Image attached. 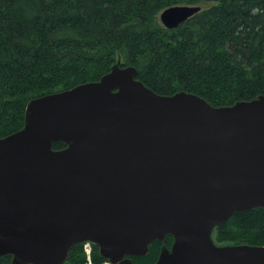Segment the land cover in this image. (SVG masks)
Returning a JSON list of instances; mask_svg holds the SVG:
<instances>
[{
  "label": "water",
  "instance_id": "95a60500",
  "mask_svg": "<svg viewBox=\"0 0 264 264\" xmlns=\"http://www.w3.org/2000/svg\"><path fill=\"white\" fill-rule=\"evenodd\" d=\"M201 4L165 8L176 28ZM117 61L99 80L30 99L22 129L0 137V255L64 264L92 241L112 264H264V245L218 244L216 226L264 207V94L215 106L160 94ZM63 141L64 148L53 143Z\"/></svg>",
  "mask_w": 264,
  "mask_h": 264
},
{
  "label": "trees",
  "instance_id": "16d2710c",
  "mask_svg": "<svg viewBox=\"0 0 264 264\" xmlns=\"http://www.w3.org/2000/svg\"><path fill=\"white\" fill-rule=\"evenodd\" d=\"M176 28L160 13L206 4ZM118 60L160 94L190 91L215 106L264 94V0H0V137L22 129L30 99L99 80ZM64 148L63 141L53 143ZM218 244L264 245V207L237 211L213 233ZM173 235L135 263L155 262ZM94 261L107 260L94 244ZM11 254L0 264H13ZM82 243L64 264H84Z\"/></svg>",
  "mask_w": 264,
  "mask_h": 264
},
{
  "label": "built area",
  "instance_id": "2783aa9c",
  "mask_svg": "<svg viewBox=\"0 0 264 264\" xmlns=\"http://www.w3.org/2000/svg\"><path fill=\"white\" fill-rule=\"evenodd\" d=\"M83 249L87 255V261L85 264H96L93 261L94 246H93L92 242H90V241L84 242ZM103 264H110V263H103Z\"/></svg>",
  "mask_w": 264,
  "mask_h": 264
},
{
  "label": "rangeland",
  "instance_id": "374dc122",
  "mask_svg": "<svg viewBox=\"0 0 264 264\" xmlns=\"http://www.w3.org/2000/svg\"><path fill=\"white\" fill-rule=\"evenodd\" d=\"M211 3H206V4H203V6L205 7V6H208V5H210Z\"/></svg>",
  "mask_w": 264,
  "mask_h": 264
},
{
  "label": "flooded vegetation",
  "instance_id": "af4514ba",
  "mask_svg": "<svg viewBox=\"0 0 264 264\" xmlns=\"http://www.w3.org/2000/svg\"><path fill=\"white\" fill-rule=\"evenodd\" d=\"M171 246H172V245H171ZM171 246H170V247H171Z\"/></svg>",
  "mask_w": 264,
  "mask_h": 264
}]
</instances>
